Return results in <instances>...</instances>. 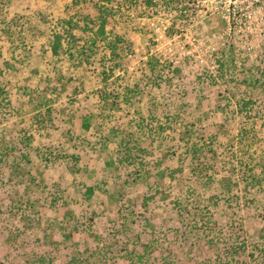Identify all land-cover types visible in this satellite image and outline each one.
<instances>
[{
  "label": "rangeland",
  "instance_id": "1",
  "mask_svg": "<svg viewBox=\"0 0 264 264\" xmlns=\"http://www.w3.org/2000/svg\"><path fill=\"white\" fill-rule=\"evenodd\" d=\"M81 1L0 0V264H237L235 239L247 244V264H264V0H95L84 8L95 25L99 9L110 13L106 29L135 46L114 60L102 43L81 58L113 69L114 87L137 89L114 112L94 96L107 84L99 73L69 82L78 70L68 68L69 54L46 52L59 31L68 46L75 31L64 21L76 19ZM242 51L246 84L235 77ZM45 73L67 87L62 94L40 86ZM164 102L176 116L166 117ZM180 135L200 145L194 158ZM229 175L238 183L232 193ZM85 185L95 189L91 199ZM142 196L155 199L143 206ZM239 205L241 225H224ZM137 234L155 248L143 255Z\"/></svg>",
  "mask_w": 264,
  "mask_h": 264
},
{
  "label": "trees",
  "instance_id": "2",
  "mask_svg": "<svg viewBox=\"0 0 264 264\" xmlns=\"http://www.w3.org/2000/svg\"><path fill=\"white\" fill-rule=\"evenodd\" d=\"M95 0H84L79 2L80 4L77 5L76 7V13L74 14V17L76 19H69L68 21H64L67 23L68 26H70L75 32L74 35H70V38L67 42L68 46H63L62 45V36H65L64 34H60L59 32H56L54 34V39L53 42L49 45V50L47 51L48 53L51 52V54L53 56H62L61 51H65L69 54L70 56V62L69 64L64 62L61 66H66L68 64V68H74L75 70H77L74 75H72L68 80L69 82L71 81H76L78 77H82L83 75L81 74H89L90 72H92V74H100V80L101 82H107V84H105V87L100 89L96 94L94 93L95 98H100L101 100H104V102H102L103 104L109 106V108L112 109V111L114 112V106L121 103L120 100L122 102L128 103L129 105L131 104V100L133 99V96L136 95V91L137 89H134V87H132L131 89H129V86H126L125 88H123L121 85L117 88L114 87L113 85H111L108 81L112 76V72L113 69H107L104 67V64H101L99 66H96L95 64L92 63H88V65H84V63L81 62V58L82 56H87L89 55V52H93V47L97 46L99 44L105 45V47L110 49V52L113 54L114 56V60H116L117 58L122 57L124 54H126L127 52H130L132 50V52L135 49V46L133 45V43L131 42V40L126 39L125 35H123V33L121 31H113L114 28L110 31H108L106 29V27L108 25L111 24V21L108 20L107 15L110 13H106L105 11H102L101 9L100 12H102L101 16H100V22L98 23V25H95V23H93L94 21L90 18L89 15H85L83 13V9L84 8H89V6L91 4H93ZM106 1H110V0H106ZM147 2H149V0H146ZM79 20H83L84 23L83 25H80L78 23ZM19 22L15 21L11 22V23H6V27L4 28L6 31H4V33H7L8 31H10V28H18ZM58 27L61 26L60 23H58L57 25ZM63 28V27H62ZM3 32V31H2ZM173 33V32H171ZM2 34V33H1ZM60 34V35H58ZM110 36H113L110 38ZM66 37V36H65ZM75 37H78V40L75 39ZM72 40V42H71ZM83 42V45L79 46L78 43ZM72 44H76L75 46ZM77 47H82L81 49L77 48ZM1 56V55H0ZM64 59V58H62ZM237 59L238 64H236L237 70H236V79L240 81V83H247L251 81V78L249 77L248 74H246L244 77L242 75H244L243 70H245L246 65H247V60H250V58L248 56L245 55V53L242 51L237 55ZM89 62V61H88ZM82 63V64H81ZM78 64H81V67H77ZM150 71L151 74L147 75L146 77L151 79L152 78V74H153V65L148 62L147 66H146ZM109 70H111L112 72L109 73ZM250 70H247V72L249 73ZM48 77L49 74L45 73L44 74V79L39 80L38 82L40 84V86H43L44 84L47 87H50V89L55 92V93H59L62 94L64 88L67 87H54L55 84L53 85V78H49V82H48ZM55 80V79H54ZM56 81V80H55ZM155 81V80H154ZM258 83V81L256 82ZM254 85V83H252ZM77 87H75V91L77 92ZM128 88V90H127ZM135 90V91H134ZM3 92V90H0ZM69 91V90H67ZM132 94V97L130 96V94ZM131 97V98H130ZM163 102L159 101L158 104H156L155 102H153V108L157 109L156 107L159 106V104H161ZM100 104V101H99ZM165 104V109L167 110L166 112V117L169 116V114L176 116V112L173 109V105L172 104H167L166 102H164ZM251 104L253 105V101L249 100V101H243V103L240 106L239 112H243L249 108H251ZM69 107V106H68ZM75 107V106H74ZM70 109H72L73 107H69ZM93 110V107H91ZM74 110V109H73ZM171 118V117H170ZM91 120L90 118L85 115L84 117H82V127L85 130H90L91 128ZM183 130H185V127H182ZM187 131V130H186ZM185 131V133H187ZM24 132V131H23ZM108 138V137H107ZM188 139L185 138V136L182 137V135H180L179 137H177L176 141L177 143H179L180 147H185L187 148V150L189 152H186L188 154H191L193 156V158L195 157L196 154L199 153V151L201 150V148L199 147L200 145L197 146H193L192 144L189 143V140L191 139V137H187ZM33 137H26L25 139L21 140L20 142V146L21 147H27L29 146L30 143H32ZM187 143H189V146H187ZM178 155H180V153H178ZM171 157L175 156V153H172L170 155ZM76 161H79L78 158L73 157ZM115 161L114 160H109L107 162L104 163L105 167L110 168L112 164H114ZM158 164V161L156 162ZM157 173L161 176V177H165L166 173L164 171H157ZM177 173V172H176ZM176 173H174L173 177L175 178V175H177ZM238 185V183L233 182V178L231 175L228 176V178L224 181V186H226L229 189V192L232 193V190L234 188H236ZM218 188L220 189L219 191V195L220 197L223 196L224 192L221 189V186H218ZM246 192V190H245ZM85 194L87 195V199H91L94 194H95V189L93 187H90L89 185H85ZM155 199V196H151L148 198H143L139 197V202L141 203V205L146 206L147 205V201H151ZM222 199L217 200V202H219ZM224 203L226 202V200H223ZM68 203H63L62 205L64 206V208L69 209ZM251 206L248 204L245 208L249 209ZM237 209L233 208L232 210H230V212L232 213V218L230 221L223 223L224 225H228L231 227H238L241 225V220L235 219V215L239 216V208L240 205ZM70 210V209H69ZM1 212V211H0ZM70 212H68L69 214ZM182 216V214H180ZM145 218V225H148L151 220H149V218L144 217ZM135 220V219H133ZM262 220L263 223V227L261 230V232H263V234H261V238H264V215H262V218L260 219ZM141 221V220H140ZM139 221V224H140ZM248 221H250V219H248ZM138 224V225H139ZM143 226V225H140ZM158 227V226H157ZM161 228V227H160ZM235 228H233L234 230ZM236 232V231H235ZM237 233V232H236ZM139 234H137V246L140 248V250L142 251V254H147L150 252L151 249L155 248L156 243H153V241L148 242V241H144L141 238H139ZM234 239V238H233ZM236 240V239H235ZM231 241L229 243V251L231 253V256L233 258H235V261L237 262V264H247V258L250 257V255L247 257V252H248V247L246 242H236V241ZM90 247V243H87Z\"/></svg>",
  "mask_w": 264,
  "mask_h": 264
},
{
  "label": "built area",
  "instance_id": "3",
  "mask_svg": "<svg viewBox=\"0 0 264 264\" xmlns=\"http://www.w3.org/2000/svg\"><path fill=\"white\" fill-rule=\"evenodd\" d=\"M235 1L239 2L238 0H235ZM235 1H233V2H235Z\"/></svg>",
  "mask_w": 264,
  "mask_h": 264
}]
</instances>
